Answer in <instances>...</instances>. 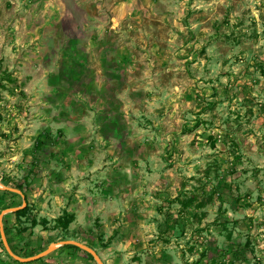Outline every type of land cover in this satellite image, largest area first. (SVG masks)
Masks as SVG:
<instances>
[{
  "label": "rangeland",
  "instance_id": "rangeland-1",
  "mask_svg": "<svg viewBox=\"0 0 264 264\" xmlns=\"http://www.w3.org/2000/svg\"><path fill=\"white\" fill-rule=\"evenodd\" d=\"M5 181L21 257L264 264V0H0Z\"/></svg>",
  "mask_w": 264,
  "mask_h": 264
},
{
  "label": "water",
  "instance_id": "water-1",
  "mask_svg": "<svg viewBox=\"0 0 264 264\" xmlns=\"http://www.w3.org/2000/svg\"><path fill=\"white\" fill-rule=\"evenodd\" d=\"M0 189L12 191V192H17L19 194L21 193V191L19 189L9 187V186H3L1 184H0ZM24 206H25V202H23L22 205H20V206L9 207V208L1 210V212H0V239H1V242L3 244V247L6 251V253L9 256H11L14 260H17L20 262L34 261V260H37V259L45 256L46 254H48L53 249V247L71 244V245H75L76 247H78V248L86 251L87 253H89L93 257V259L96 261L97 264H104L102 262L101 258L99 257V255L91 247H89V246H87L81 242H78L77 240H73V239H66V240H62V241L53 243V244L49 245L46 249H44V250H42V251H40L34 255H31V256L21 257V256H18L17 254H15L11 250V248L9 247V244L7 242L5 232H4L3 223H2V217L5 213L15 212L16 210L23 208Z\"/></svg>",
  "mask_w": 264,
  "mask_h": 264
},
{
  "label": "trees",
  "instance_id": "trees-1",
  "mask_svg": "<svg viewBox=\"0 0 264 264\" xmlns=\"http://www.w3.org/2000/svg\"><path fill=\"white\" fill-rule=\"evenodd\" d=\"M39 142H40V140H37V143H39ZM4 184H6L9 187H13V188H16V189H19V190L21 189L20 185H18V184L17 185L16 184H10L8 181H5ZM6 192L11 193L8 190H2V189H0V193H6ZM179 202H180V208H179V211L178 212H180V214L175 219H173L172 221H173V223H175V222L178 223L179 222V224H180L179 227L181 229H183V220H181L183 218L180 215H182V213H184V211L186 209H188V208L191 207V205H192V198H186V200H180ZM26 209H27V207L24 206L23 208H20V209L16 210L13 213L15 215H18V216H23L26 213ZM72 219H73V214L64 213L62 216L57 217L55 221H56V225L57 226H61V227L65 228V227H67V225L69 224V222L72 221ZM4 232L6 233L5 229H4ZM66 246L67 247H72V248L80 249V248L76 247L75 245H71V244H66ZM33 254L34 253L26 254L25 256H29V255H33ZM15 261L17 262V260H15Z\"/></svg>",
  "mask_w": 264,
  "mask_h": 264
},
{
  "label": "crops",
  "instance_id": "crops-1",
  "mask_svg": "<svg viewBox=\"0 0 264 264\" xmlns=\"http://www.w3.org/2000/svg\"><path fill=\"white\" fill-rule=\"evenodd\" d=\"M107 71V70H106ZM106 74H107V72H106ZM108 75V74H107ZM109 184H111V182L109 183ZM163 196H162V200L163 201H165L167 198H168V196H166V193L164 194H162ZM164 197H166L165 199H164ZM127 209V208H126ZM139 209V207H136V206H133L132 207V210H130V211H132L131 212V214L134 212V211H137ZM161 209L159 208L158 209V212H160L161 213V211H160ZM123 211H125L124 213H128V211L126 212V210L124 209ZM178 211H179V209H178ZM132 219L130 218V220L129 221H131ZM166 222H168L167 220H166ZM130 223V222H129Z\"/></svg>",
  "mask_w": 264,
  "mask_h": 264
}]
</instances>
